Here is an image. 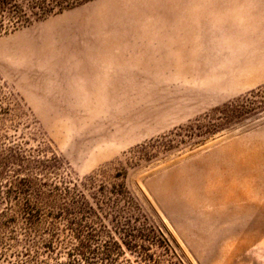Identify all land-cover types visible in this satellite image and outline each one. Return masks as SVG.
<instances>
[{
  "label": "rangeland",
  "instance_id": "rangeland-1",
  "mask_svg": "<svg viewBox=\"0 0 264 264\" xmlns=\"http://www.w3.org/2000/svg\"><path fill=\"white\" fill-rule=\"evenodd\" d=\"M105 1L0 31V264H264V4Z\"/></svg>",
  "mask_w": 264,
  "mask_h": 264
},
{
  "label": "bare ground",
  "instance_id": "bare-ground-1",
  "mask_svg": "<svg viewBox=\"0 0 264 264\" xmlns=\"http://www.w3.org/2000/svg\"><path fill=\"white\" fill-rule=\"evenodd\" d=\"M202 1H203V0H202ZM237 1H238V0H235V2H237ZM239 1H240V0H239ZM159 2H160V1H159ZM199 2H200V1H199ZM221 2H222V1L220 0V4H221ZM226 2H227V4H228V0H227ZM241 2H242V0H241ZM244 2H245V0H244ZM244 2H242V3H244ZM247 2H248V0H246V3H247ZM252 2L255 3L254 0H253ZM257 2H258V1H257ZM257 2H256V3H257ZM260 2H261V3H260L261 5L264 4L262 0H260ZM117 3L119 4V2H117ZM177 3H178V6H179V2H176V4H177ZM204 3H205V0H204ZM211 3H213V1H212ZM215 3H216V2L214 1V4H215ZM238 3H239V2H238ZM238 3H237V4H238ZM249 3H250V0H249ZM249 3H248V4H249ZM120 4H122V2H120ZM206 4H208V3H206ZM206 4H205V5H206ZM214 4H213V5H214ZM217 4H218V6L220 5L219 3H217ZM224 4H225V5H222V4H221V6H222L221 8H222L223 10H224L223 6L226 7V3H224ZM229 4H230V3H229ZM229 4L227 5V7L229 6ZM231 4H233V3H231ZM231 4H230V6H231ZM240 4H241V3H240ZM244 4H245V3H244ZM257 4H258V3H257ZM102 5H105V6H104L105 9H104V11H103V13H102V16L104 17L105 15L110 14V11H111V10H114L115 5H116V1H115V0H106V1L104 2V4H102ZM215 5H216V4H215ZM251 5H252V4H251ZM254 5H255V4H254ZM118 6H119V5H118ZM203 6H204V5H203ZM230 6H229V7H230ZM242 6H244V5H242ZM256 6H257V5H256ZM259 6H260V5H258L257 7H259ZM215 7H216V6H215ZM233 7H234V4H233ZM263 7H264V6H263ZM116 8H117V7H116ZM156 8H157V7H156ZM216 8H218V7H216ZM235 8H236V7H235ZM235 8L232 10L234 15L237 14V12H238V13L240 12L239 7H238V10H237V11H234ZM246 8H247V5H246ZM248 8H249V7H248ZM252 8H253V10H254V9H257L256 7H255V8L252 7ZM259 8H261V6H260ZM118 9H120V7H118ZM208 9H210V8H208ZM228 9H229V8H228ZM228 9H227V11H228ZM179 10H180V8H179ZM211 10H213V9H210V11H211ZM214 10L217 11L218 9H217V10L214 9ZM214 10H213V14L216 13V12H214ZM220 10H221V9H220ZM220 10H218V11H220ZM229 10H230V9H229ZM241 10H242L241 12H242L243 14H245V12H243V10H245V9H242V8H241ZM164 11H165V10H164ZM232 11L230 10L229 12H232ZM245 11L248 12L247 10H245ZM262 11H264V10H262ZM98 12H99V11H98ZM176 12H177V11H176ZM229 12H228V15H227V13H226V14L224 13V14H222V15L219 14V15H217V16H223V15L226 16V15H227V16H226V18H227V17L229 16ZM234 12H236V13H234ZM258 12H259V11H258ZM258 12H257V13H258ZM95 13H97V12H95ZM99 13H100V12H99ZM189 13L192 14V12H190V11H189ZM211 13H212V12H211ZM220 13H222V12L220 11ZM257 13H256V14H257ZM187 14H188V13H187ZM197 14H198V13H197ZM201 14H202V13H201ZM231 14H232V13H231ZM239 14H240V15H238V16H239V19H240V16H242V15H241V13H239ZM253 14H254V13H253ZM256 14H254V17H255ZM97 15H99V14H97ZM195 15H196V14L194 13V16H195ZM251 15H252V13H251ZM109 16H110V15H109ZM207 16H209V15H207ZM207 16H206V17H207ZM215 16H216V14H215ZM246 16H247V15H246ZM246 16H245V17H246ZM248 16H249V14H248ZM258 16H259V14H258ZM258 16H257V17H258ZM96 17H97V16H93V20H94ZM98 17L101 18L100 16H98ZM103 17H102V19H103ZM107 17H108V15H107ZM201 17H202V18H201ZM263 17H264V16H263ZM263 17H262V18H263ZM99 18L97 19V21L99 20ZM186 18H189V17L187 16ZM200 18H201V20H204V19H203V15L200 16ZM228 18H229V17H228ZM236 18H237V17H236ZM241 18H242V17H241ZM248 18H249V17H248ZM260 18H261V16H260ZM262 18H261V19H262ZM104 19H106V18H104ZM233 19H235V16H234ZM255 19H256V17H255ZM258 19H259V17H258ZM91 20H92V19H91ZM183 20H184V19H183ZM189 20H190V18H189L188 20H184V24L188 26L189 23L192 24V23L194 22V21L191 22V21H189ZM191 20H192V18H191ZM194 20H195V19H194ZM209 20H210V19H209ZM218 20H219V18H218ZM222 20H226V19H222ZM236 20H237V19H236ZM251 20H252V18H251ZM95 21H96V19H95ZM179 21H180V20H179ZM181 21H182V20H181ZM185 21H188V23H185ZM212 21H213V19H212ZM219 21H220V24H223V23H224V25H225L226 22H227V20H226V22L221 23V19H220ZM219 21H218V22H219ZM230 21H233L232 18H231ZM240 21H241V19H240ZM243 21H244V20H243ZM245 21H246V20H245ZM210 22H211V20H210ZM214 22H215V20H214ZM234 22H236V21H234ZM249 22H251V21H249ZM194 23H195V22H194ZM194 23H193V25H194ZM211 23H212V22H211ZM263 23H264V22H263ZM63 24H64V23H63ZM107 24H108V23H107ZM107 24H106V25H107ZM182 24H183V21H182ZM191 24H189V25H191ZM206 24H207V23H206ZM229 24H231V23L229 22ZM233 24H234V23H233ZM237 24H238V23L236 22L235 25H237ZM241 24H242V23H241ZM243 24H244V23H243ZM161 25H162V24H161ZM235 25H234V26H235ZM249 25H252V22H251ZM54 26H55V25H54ZM56 26H57V25H56ZM187 26H186V28H187ZM191 26H192V25H191ZM213 26H214V25H213ZM225 26H226V25H225ZM227 26H229V25L227 24ZM227 26H226L227 29L230 28V27H227ZM230 26H232V25H230ZM237 26H238V25H237ZM247 26H248V25H247ZM177 27H178V25H177ZM248 27H249V26H248ZM168 28H169V26H168ZM168 28H167V29H168ZM175 28H176V26H175ZM181 28H182V27H181ZM188 28H189V26H188ZM190 28H191V27H190ZM190 28H189V29H190ZM211 28H212V27H211ZM244 28H245V27H244ZM169 29H170V28H169ZM191 29H192V28H191ZM164 30H165V29H164ZM192 30H193V29H192ZM192 30H191V31H192ZM197 30H198V29H197ZM199 30H200V29H199ZM209 30H210V29H209ZM216 30H217V29H216ZM153 31H154V30H153ZM159 31H160V30H159ZM194 31H195V30H194ZM194 31H192V32H194ZM161 32H162V31H161ZM176 32H177V31H176ZM176 32H175V33H176ZM57 33H58V32H57ZM57 33H56V34H57ZM73 33H74V32H73ZM168 33H169V32H168ZM195 33H196V32H195ZM76 34H77V33H76ZM162 34H163V33H162ZM171 34H172V33H171ZM186 34L188 35V33H186ZM191 34H193V33H191ZM48 35H49V34H48ZM53 35H54V34H53ZM155 35H156V34H155ZM169 35H170V34H169ZM50 36H51V35H50ZM60 36H61V35H60ZM139 36H140V35H139ZM142 36H143V35H142ZM189 36H190V35H189ZM81 37H82V36H81ZM127 37H128V36H127ZM143 37H144V36H143ZM143 37H142V39H143ZM152 37H153V36H152ZM163 37H164V35H163ZM193 37H194V36H193ZM51 38H52V37H51ZM161 38H162V37H161ZM59 39H60V38H59ZM150 39H151V38H150ZM176 39H177V38H176ZM189 39H190V38H189ZM57 40H58V39H57ZM66 40H68V39H66ZM137 40H138V39H137ZM152 40H153V39H151V41H152ZM190 40H192V39H190ZM190 40H188V41H190ZM73 41H74V40H73ZM138 41H139V40H138ZM166 41H168V39H167ZM166 41H165V42H166ZM172 41H173V40H172ZM185 41H187V39H185ZM66 42H67V41H66ZM176 42H178V41H176ZM98 43H99V42H98ZM114 43H115V41H114ZM130 43H131V42H130ZM133 43H134V42H133ZM161 43H162V42H161ZM166 43H167V42H166ZM194 43H195V42H194ZM194 43H193V44H194ZM70 44H71V43H70ZM143 44H145V42H144ZM158 44H160V43H158ZM18 45H19V44H18ZM58 45H59V44H58ZM138 45H139V43H138ZM149 45H150V44H149ZM36 46H37V45H36ZM187 46H189V44H188ZM190 46H191V45H190ZM190 46H189V47H190ZM192 46H193V45H192ZM192 46H191V48L193 49L194 46H193V47H192ZM121 47H124V46L121 45ZM132 47H133V46H132ZM138 47H139V46H138ZM146 47H147V45H146ZM115 48H116V47H115ZM128 48H129V47H128ZM155 48H156V47H155ZM157 48H158V47H157ZM169 48H170V47H169ZM179 48H180V47H179ZM134 49H135V48H134ZM141 49H142V48H141ZM160 49H161V48H160ZM184 49H186V48H184ZM189 49H190V48H188L187 51H189ZM111 50H112V49H111ZM131 50H132V49H131ZM171 50H172V49H171ZM190 50H191V49H190ZM19 51H20V50H19ZM37 51H38V50H37ZM55 51H56V50H55ZM108 51H109V49H108ZM113 51H114V50H113ZM120 51H124V50H120ZM129 51H130V50H129ZM129 51H128V52H129ZM145 51H146V50H145ZM153 51H154V50H153ZM104 52H105V51H104ZM110 52H111V51H110ZM161 52H162V51H161ZM172 52H173V51H172ZM182 52H183V51H182ZM14 53H15V52H14ZM14 53H13V54H14ZM108 53H109V52H108ZM118 53H119V52H118ZM118 53H117V54H118ZM169 53H171V52H169ZM177 53H180V52H177ZM4 54H5V53H4ZM102 54H103V53H102ZM113 54H114V53H113ZM129 54H130V53H129ZM132 54H133V53H132ZM139 54H140V53H139ZM171 54H172V53H171ZM185 54H186V50H185ZM191 54H192V53H191ZM6 55H7V54H6ZM9 55H10V53H9ZM47 55H48V54H47ZM125 55H126V54H125ZM164 55H165V54H164ZM173 55H174V54H173ZM178 55H179V54H178ZM187 55H188V54H187ZM14 56H15V55H14ZM25 56H26V55H25ZM31 56H32V55H31ZM84 56H85V55H84ZM112 56H113V55H112ZM112 56H111V57H112ZM127 56H128V55H127ZM151 56H152V54H151ZM176 56H177V55H176ZM179 56H181V54H180ZM188 56H189V55H188ZM190 56H191V55H190ZM4 57H6V56H4ZM32 57H33V56H32ZM99 57H100V56H99ZM114 57H115V56H114ZM114 57H113V58H114ZM119 57H120V56H119ZM128 57H129V56H128ZM146 57H147V56H146ZM167 57H169V56H167ZM167 57H166V58H167ZM181 57H182V56H181ZM17 58H18V57H17ZM30 58H31V57H30ZM100 58H101V57H100ZM108 58H109V57H108ZM149 58H151V57H149ZM152 58H153V56H152ZM163 58H164V57H163ZM166 58H165V59H166ZM169 58H170V57H169ZM185 58H186V57H185ZM189 58H190V57H189ZM12 59H13V58H12ZM19 59H20V58H19ZM159 59H160V58H159ZM167 59H168V58H167ZM171 59H172V58H171ZM87 60H88V59H87ZM122 60H123V59H122ZM128 60H129V59H128ZM130 60H131V59H130ZM130 60L128 61L129 63H130ZM146 60H147V58H146ZM180 60H181V58H180ZM183 60H184V59H183ZM27 61H28V60H27ZM33 61H34V60H33ZM97 61H98V60H97ZM108 61H109V60H108ZM110 61H112V59H111ZM113 61H114V60H113ZM115 61H116V60H115ZM151 61H152V60H151ZM159 61H160V60H159ZM163 61H164V59H163ZM168 61H169V59H168ZM171 61L173 62V60H171ZM175 61H177V60H175ZM178 61H179V60H178ZM83 62H84V61H83ZM86 62H87V61H86ZM90 62H91V61H90ZM119 62H120V61H119ZM126 62H127V61H125V63H126ZM146 62H147V61H146ZM146 62H145V63H146ZM153 62H155V60L152 61V63H153ZM156 62H157V61H156ZM180 62H183V61H180ZM180 62H179V63H180ZM29 63H30V62H29ZM88 63H89V62H88ZM94 63H95V61L93 62V64H94ZM100 63H101V62H100ZM116 63H117V62H116ZM141 63H142V62H141ZM141 63H140V66H141ZM145 63H144V64H145ZM166 63H167V62H166ZM20 64H21V63H20ZM82 64H83V63H82ZM96 64H97V63H96ZM104 64H105V62H104ZM106 64H107V63H106ZM106 64H105V65H106ZM112 64H113V63H112ZM121 64H122V63H121ZM133 64H134V63H133ZM142 64H143V63H142ZM164 64H165V63H164ZM173 64L176 65V62L173 63ZM16 65H18V64H16ZM86 65H87V64H86ZM90 65H91V64H90ZM107 65H108V64H107ZM145 65H146V64H145ZM186 65H187V64H186ZM81 66H83V65H81ZM101 66H102V63H101ZM103 66H104V65H103ZM115 66H116V65H115ZM121 66H122V65H121ZM143 66H144V65H143ZM164 66H165V65H164ZM177 66H178V65H177ZM177 66H176V67H177ZM180 66H181V64H180ZM184 66H185V65H184ZM24 67H25V66H24ZM90 67H91V66H90ZM106 67H107V66H106ZM108 67H109V66H108ZM111 67H112V66H111ZM113 67H114V66H113ZM117 67L119 68V66H117ZM123 67H124V66H123ZM151 67H153V65H152ZM151 67H150V68H151ZM91 68H93V67H91ZM100 68H103V67H99V69H100ZM144 68H146V66H145ZM153 68H154V67H153ZM164 68H165V67H164ZM178 68H179V67H178ZM180 68H181V67H180ZM180 68H179V69H180ZM184 68H185V67H184ZM17 69H18V68H17ZM19 69H20V68H19ZM103 69H104V68H103ZM106 69H107V68H106ZM110 69H111V68H110ZM141 69H142V68H141ZM174 69H176V68H174ZM182 69H183V67H182ZM88 70H89V69H88ZM92 70H93V69H92ZM96 70H97V69H96ZM96 70H94V71H96ZM111 70H112V69H111ZM114 70H115V69H114ZM122 70H124V68H123ZM23 71H24V70H23ZM82 71H83V70H82ZM82 71H81V72H82ZM86 71H87V70H86ZM98 71H100V70H98ZM98 71H97V72H98ZM108 71H109V70H108ZM115 71H116V70H115ZM119 71H120V70H119ZM129 71H130V68H129ZM151 71H152V70H151ZM180 71H181V70H180ZM77 72H78V71H77ZM97 72H96V73H97ZM106 72H107V70H106ZM110 72H111V71H110ZM117 72H118V70H117ZM117 72H116V74H117ZM127 72H128V71H127ZM158 72H159V71H158ZM24 73H26V72H24ZM36 73H37V71H36ZM79 73H80V72H79ZM82 73H83V72H82ZM113 73H114V71H113ZM119 73L122 74V72H119ZM153 73H155V71H154ZM153 73H152V74H153ZM159 73H160V72H159ZM18 74H19V73H18ZM21 74H22V73H21ZM28 74H29V73H28ZM73 74H74V73H73ZM77 74H78V73H77ZM77 74H76V75H77ZM83 74H84V73H83ZM93 74H94V73H93ZM135 74H136V73H135ZM135 74H134V75H135ZM140 74H141V73H140ZM46 75H47V74H46ZM91 75H92V74H91ZM95 75H96V74H95ZM106 75H107V74H106ZM122 75H123V74H122ZM137 75H138V74H137ZM141 75H142V74H141ZM26 76H27V75H26ZM28 76H29V75H28ZM44 76H45V74H44ZM79 76H81V75H79ZM87 76H88V73H87ZM99 76H101V75H99ZM117 76H118V75H117ZM124 76H125V75H124ZM142 76H143V75H142ZM30 77H31V76H30ZM76 77H77V76H76ZM96 77H97V76H96ZM104 77H105V76H104ZM104 77H103V78H104ZM109 77H112V76H109ZM32 78H33V77H32ZM78 78H79V77H78ZM100 78H101V77H99V79H100ZM35 79H36V78H35ZM105 79H106V78H105ZM110 79H111V78H110ZM117 79H118V78H117ZM133 79H135V78H133ZM82 80H83V79H82ZM88 80H89V79H88ZM91 80H92V78H91ZM31 81H32V80H31ZM37 81H38V79H37ZM37 81H36V82H37ZM79 81H80V79H79ZM96 81H97V79H96ZM101 81H104V80H101ZM38 82H39V81H38ZM84 82H85V81H84ZM88 82H89V81H88ZM91 82H92V81H91ZM94 82H95V81H94ZM98 82H99V80H98ZM98 82H97V83H98ZM104 82H106L105 84H107L109 81H108V82H107V81H104ZM113 82H114V81H113ZM113 82H112V85H113ZM47 83H48V82H47ZM47 83H46V84H47ZM81 83H82V82H81ZM100 83H101V82H100ZM110 83H111V82H110ZM33 84H34V83H33ZM37 84L39 85V83H37ZM46 84H45V85H46ZM74 84H75V82H74ZM74 84H73V85H74ZM77 84H78V83H77ZM105 84H104V85H105ZM73 85H71V86H73ZM82 85H83V84H82ZM88 85H89V84H88ZM99 85H100V84H99ZM102 85H103V84H102ZM102 85H101V86H102ZM108 85H109V84H108ZM32 86H33V85H32ZM35 86H36V85H35ZM46 86H47V85H46ZM76 86H77V85H76ZM78 86H81V85H78ZM106 86H107V85H106ZM36 87H37V86H36ZM48 87H49V86H48ZM84 87H85V86H84ZM88 87H89V86H88ZM88 87H87V88H88ZM92 87H93V86H92ZM33 88H34V86H33ZM33 88H32V89H33ZM73 88H74V87H73ZM77 88H78V87H77ZM94 88H95V86H94ZM96 88H98V87L96 86ZM103 88H104V87H103ZM39 89H40V88H39ZM74 89H75V88H74ZM79 89H80V88H79ZM75 90H77V89H75ZM46 91H47V90H46ZM92 91H93V89H92ZM102 91H103V90H102ZM102 91H101V92H102ZM73 92H74V91H73ZM76 92H77V91H76ZM103 92H104V91H103ZM106 92H107V89H106ZM98 93H99V92H98ZM100 94H101V93H100Z\"/></svg>",
  "mask_w": 264,
  "mask_h": 264
},
{
  "label": "trees",
  "instance_id": "trees-1",
  "mask_svg": "<svg viewBox=\"0 0 264 264\" xmlns=\"http://www.w3.org/2000/svg\"><path fill=\"white\" fill-rule=\"evenodd\" d=\"M74 0H36L31 4L29 12L23 8L20 4H16L15 0H0V17L5 19L7 24L0 25V31L2 29L17 27L28 19V14L32 13L34 16H42L51 13L55 7L63 8L61 6L66 2L65 6L71 5ZM1 21V19H0Z\"/></svg>",
  "mask_w": 264,
  "mask_h": 264
}]
</instances>
